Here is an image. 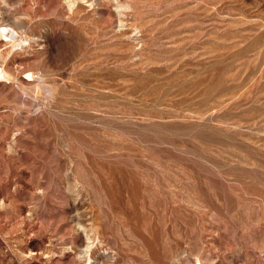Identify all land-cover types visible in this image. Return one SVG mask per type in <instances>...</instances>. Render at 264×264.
Listing matches in <instances>:
<instances>
[{"label":"rangeland","instance_id":"374dc122","mask_svg":"<svg viewBox=\"0 0 264 264\" xmlns=\"http://www.w3.org/2000/svg\"><path fill=\"white\" fill-rule=\"evenodd\" d=\"M0 67V264H264V0H0Z\"/></svg>","mask_w":264,"mask_h":264},{"label":"bare ground","instance_id":"6f19581e","mask_svg":"<svg viewBox=\"0 0 264 264\" xmlns=\"http://www.w3.org/2000/svg\"><path fill=\"white\" fill-rule=\"evenodd\" d=\"M9 34H12L11 32H9ZM0 76H3V69L0 67Z\"/></svg>","mask_w":264,"mask_h":264}]
</instances>
